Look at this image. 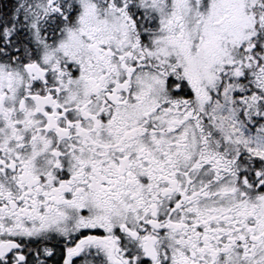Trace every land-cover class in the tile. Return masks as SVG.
<instances>
[{
    "label": "snow or ice",
    "instance_id": "6c2138e0",
    "mask_svg": "<svg viewBox=\"0 0 264 264\" xmlns=\"http://www.w3.org/2000/svg\"><path fill=\"white\" fill-rule=\"evenodd\" d=\"M0 264H264V0H0Z\"/></svg>",
    "mask_w": 264,
    "mask_h": 264
}]
</instances>
